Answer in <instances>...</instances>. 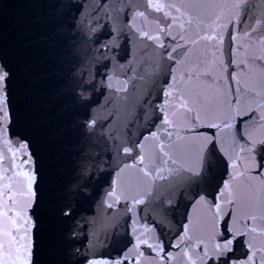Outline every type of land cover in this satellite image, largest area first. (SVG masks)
I'll return each mask as SVG.
<instances>
[{
	"label": "snow or ice",
	"instance_id": "6c2138e0",
	"mask_svg": "<svg viewBox=\"0 0 264 264\" xmlns=\"http://www.w3.org/2000/svg\"><path fill=\"white\" fill-rule=\"evenodd\" d=\"M158 2L168 11L156 18L165 35L153 46L168 61L169 72L149 105L154 112L148 126L133 138V119L121 139L107 127L115 109L102 115L99 105L93 107L96 88L78 91L79 100L72 96L66 49L56 47L54 39L66 29L55 24L49 30L39 11L58 6L0 0V264H264V49L239 61L235 57L243 47L237 37L257 31L245 33L248 0ZM233 3L242 11L227 24L223 38L227 80L216 82L226 92L201 108L200 89L208 77L197 68L204 43L199 37L211 36L220 10ZM124 19L130 20L127 11ZM99 28L90 27L88 35ZM189 37L197 41L191 51ZM257 39L264 41V35ZM116 45L113 37L93 49L97 71L85 83L95 84L103 67L101 83L112 96L123 92L127 103L132 85L115 73L116 62L131 52L110 55ZM173 92L177 98L190 95L196 105L188 130L195 140L187 150L199 156L196 167L168 187L170 177L162 175L165 157L186 151L170 130L160 131L170 124ZM151 95L141 103L148 104ZM143 111L138 107L137 119ZM98 128L109 155L103 168L95 163L97 141L91 137ZM149 137L155 140L151 149ZM113 153L119 159L115 166ZM93 205L109 211L122 206L123 215L112 217V235L103 243L93 234L84 244L86 213ZM149 205L162 208L166 219L171 213L168 226L151 213L142 215Z\"/></svg>",
	"mask_w": 264,
	"mask_h": 264
}]
</instances>
